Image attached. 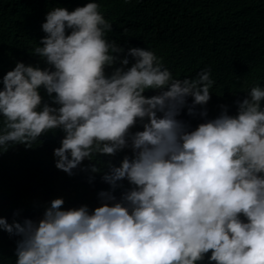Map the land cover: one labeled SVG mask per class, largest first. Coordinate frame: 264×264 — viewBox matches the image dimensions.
<instances>
[{
    "label": "clouds",
    "instance_id": "obj_1",
    "mask_svg": "<svg viewBox=\"0 0 264 264\" xmlns=\"http://www.w3.org/2000/svg\"><path fill=\"white\" fill-rule=\"evenodd\" d=\"M41 28L43 66L0 78V151L59 129L55 167L109 187L91 207L57 196L38 217L0 216L14 264H264V86L192 126L180 114L210 99V68L177 78L153 50H125L97 0L53 6Z\"/></svg>",
    "mask_w": 264,
    "mask_h": 264
},
{
    "label": "trees",
    "instance_id": "obj_2",
    "mask_svg": "<svg viewBox=\"0 0 264 264\" xmlns=\"http://www.w3.org/2000/svg\"><path fill=\"white\" fill-rule=\"evenodd\" d=\"M87 0H0V78L16 61L43 66L31 52L45 35L41 24L53 6L69 10ZM112 24L107 33L126 50L130 46L153 50L174 77H195L211 69V95L197 113L182 110L180 118L195 126L219 114H234L237 101L255 84L264 86V0H97ZM129 62L132 58L129 57ZM2 87V79H0ZM151 95L152 90H146ZM189 103L191 97L188 98ZM264 104V101H262ZM207 116L199 115V109ZM63 133L56 129L41 142L0 151V216L38 217L46 202L63 196L64 207L97 203V192L109 187L102 173L77 166L69 175L55 167L53 150ZM127 149L112 157L116 162ZM84 160L82 165H88ZM91 177V179H90ZM127 184V181H124ZM120 190L117 189V192ZM18 237L0 229V264H14Z\"/></svg>",
    "mask_w": 264,
    "mask_h": 264
}]
</instances>
